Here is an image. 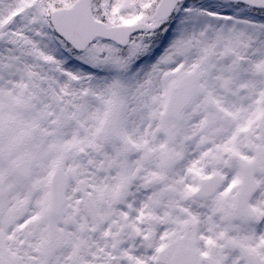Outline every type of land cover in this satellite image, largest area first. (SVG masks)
I'll return each instance as SVG.
<instances>
[{
  "label": "snow or ice",
  "instance_id": "6c2138e0",
  "mask_svg": "<svg viewBox=\"0 0 264 264\" xmlns=\"http://www.w3.org/2000/svg\"><path fill=\"white\" fill-rule=\"evenodd\" d=\"M0 264H264V0H0Z\"/></svg>",
  "mask_w": 264,
  "mask_h": 264
}]
</instances>
